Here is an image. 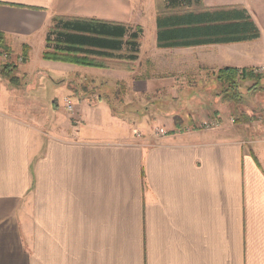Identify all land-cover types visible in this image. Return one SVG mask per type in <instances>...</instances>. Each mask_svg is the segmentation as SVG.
Segmentation results:
<instances>
[{
  "label": "crops",
  "instance_id": "1",
  "mask_svg": "<svg viewBox=\"0 0 264 264\" xmlns=\"http://www.w3.org/2000/svg\"><path fill=\"white\" fill-rule=\"evenodd\" d=\"M155 3L0 0V35L20 54L42 44L44 67L56 17L143 28L131 68L72 66L76 80L88 77L112 93L117 87V99L133 100L128 115H114L107 100L72 98L81 119L75 126L62 111L65 83L42 76L29 94L0 89V264H264V122L257 137L251 130L244 140L234 129H195L192 122L178 129L173 120L183 114L195 123L201 114L194 111L204 106L194 101L216 99L215 81L205 79L203 90L192 69L257 68L262 59L251 42L159 49ZM196 49L201 61L184 59ZM49 85L61 91L50 96L52 112L41 104ZM178 99L184 111L172 105ZM161 102L167 109L159 110ZM220 103L214 112L222 118ZM85 108L110 116L116 128L101 130L98 122L87 129ZM161 127L164 136L156 133Z\"/></svg>",
  "mask_w": 264,
  "mask_h": 264
},
{
  "label": "trees",
  "instance_id": "2",
  "mask_svg": "<svg viewBox=\"0 0 264 264\" xmlns=\"http://www.w3.org/2000/svg\"><path fill=\"white\" fill-rule=\"evenodd\" d=\"M157 11L159 49L248 43L261 36L242 6L206 8L202 0H161ZM142 34L143 28L139 26L56 17L47 35L43 57L99 69L131 68L127 64L138 60ZM0 49L9 61L6 64L0 61L1 79L13 89H25L28 78L11 60L14 51L10 40L1 35ZM30 53V47L24 46L20 57L23 64L29 61ZM216 81L219 85L216 97L228 104H243V82L253 83L250 92H264L263 75L255 73L253 68H224L216 74Z\"/></svg>",
  "mask_w": 264,
  "mask_h": 264
},
{
  "label": "rangeland",
  "instance_id": "3",
  "mask_svg": "<svg viewBox=\"0 0 264 264\" xmlns=\"http://www.w3.org/2000/svg\"><path fill=\"white\" fill-rule=\"evenodd\" d=\"M142 1L144 3V1H147V0H142ZM150 1H152V0H150ZM155 1H156L155 7L157 10L158 4L161 0L160 1L154 0V2ZM202 1L204 3L205 7L207 8L208 6L206 5L205 1L204 0H202ZM227 1L228 0H216V1L207 0V2L210 4H212L213 2L221 4V3H226ZM230 2L234 3L235 6H242L243 8H245L246 11L248 12V14L252 17L255 24L257 25V27L260 30V33H261L260 38L258 40L251 42V43H252V47L254 49V54H255L256 58L262 59L260 61L261 62L260 66H257V68H253V69L255 70V73H257L259 75H263L262 87H264V0H230ZM229 6H234V5H229ZM220 7H228V5L217 6V7H208V8H220ZM129 26H132L135 28L138 27V26L131 25V24H129ZM146 26H148L150 28L149 24H146ZM139 27H141V26H139ZM150 37H152V34ZM1 51L2 50L0 49V61L3 64H6L7 62H9L8 57L6 56L5 52H3L4 53L3 54ZM42 51H43L42 44H34L33 51L30 54L29 62L26 65H23L22 64L23 59H20V56H19L20 53H18V51L15 50V52L12 55L11 60L13 62H15L20 67L19 71L21 73L27 72L31 78L30 79L28 78V85L26 86L25 89H22L19 92L16 91L14 93H16V94H20V93L29 94L31 92H34V90L36 91V88L40 85L39 80L43 76V77L50 78L54 85H59V84H63V83L67 84L68 91H69L68 93H70V95L68 97L69 99H72V98L76 99L77 97H82V98L88 97L90 99V102H92V104L94 103L93 101H95V103H97V101L99 99L107 100V102H108L107 104L110 105L113 114L117 113L119 115L120 114L122 115V114L126 113L128 115V112L136 111L135 102L133 100H129L128 102H126V101L121 102L120 99H117L116 93H118V91H119V89L117 87L113 88L114 90L115 89H117V90H115V92L112 93V92H109L108 87L98 86L99 84L92 82L90 80V78H88V77L82 76L80 81L76 80V75L72 71L73 70L72 66L73 65L76 66V64H72V63L65 62V61H59V60H57V61L56 60H45L46 63L50 62L51 65H49L48 67L42 66V63H44L42 60ZM197 51H198L197 49L196 50H190L189 55L184 56V59L185 60H187V59L191 60L192 63L194 60L196 62L201 61L200 58L198 57L199 54ZM178 57H179V55H177V58ZM182 58H183V56H182ZM122 65H124V64H122ZM2 68H3L2 65H0V73L2 72L1 71ZM38 70H43V71L41 73L38 72L35 75H32L34 72H36ZM220 70H222V69H220ZM220 70H218V71H214V70L213 71L212 70L206 71L204 66L203 67L199 66V69L194 68L190 72H191L192 78H193V75H195V73H200L198 76L195 77L196 79H194V80L197 84L198 83L203 84L204 85L203 90H205V89H207L206 86H208L205 79H207L211 83H212V81H215V83L217 84L216 74ZM78 76L80 77V75H78ZM4 80L5 79H3V78L1 79V76H0V89H3V91L6 92V90L11 89V88L8 86L7 82ZM88 81H89V85L87 84ZM90 82H92L93 84H91ZM190 85H191V81H190ZM252 85H253L252 82H243L241 84V92H242L243 97H244V102L241 106H238L235 104L224 103L220 99V101H221L220 104L223 106H226V108H221V109H223L222 110L223 111V115H222L223 117L222 118L215 115V112H214V109H215L214 105H215V101L217 100V97H216V99H212V101L211 100H208V101L204 100L200 104H199L200 101H194V106L195 107L200 106V108H202L204 106L203 107L204 111H197L199 109H196L194 111L195 113L199 112L201 114L199 117H197L195 119V123H194L193 118H190V119L186 118L185 116H182L183 114L180 117L174 118L173 120H174L176 128L178 127V129H183L186 125L189 126L190 123L192 122L195 125L194 126L195 129H202V130H208V131H210V130L220 131L222 129L224 131L227 130L228 132H230V129H234V131H238L239 137H242L244 140H246L247 134L252 130L255 132L254 133L255 135H252V137H257L258 134L261 133L259 128L262 125V123L264 122V92H259V93L250 92L249 88ZM7 86L9 87L8 89H7ZM54 89H55L54 87H51L49 85V87H47L43 91V94H42L43 99L41 101V104L43 105L44 111L52 112L53 105H56V102L54 101L55 98H50V96L59 97L61 95V91H59V90L55 91ZM84 89L87 90V91H85L86 93L84 92ZM218 90H219V88H217V91ZM217 91H216V93H217ZM215 96H216V94H215ZM73 104L75 106V112H76L77 104L74 101H73ZM184 104L186 105L185 101H183L182 99H180V100L178 99V101L176 100L172 103V105H174L176 107L178 106V108L181 107V109L183 111H184L183 108L185 107ZM158 107H159L160 111H163L164 107H165V109H167V103L164 104L161 102L158 104ZM195 107L193 109H195ZM142 110H143V108L139 109V111H141V113H143ZM62 111L65 112V115L67 114L70 116V119H71L70 121H71L72 125L80 126L81 119L74 116L75 112L69 113L65 107H63ZM176 113L179 114V112H176ZM219 115H221V114L219 113ZM108 117H110V116H108ZM108 117H104V116H100V115L97 116L95 114H92L91 111L88 112V108H85L83 110V119L82 120H83L84 125L87 129L88 128L90 130L91 129H97V127H95V125H97L98 122H102L103 127L101 128V130L107 129V131H111L116 127H115V125L112 124V122L108 119ZM122 118L126 119V117H122ZM149 120H151V119H149ZM168 120H172V119H168ZM206 124L211 125L210 129L205 127ZM154 126H156V123L152 122L151 124H149L148 129L149 130L154 129ZM165 128H162V127L159 128L156 131V133L158 135H161L159 133V130H163L167 134L168 131ZM255 128H257V129H255Z\"/></svg>",
  "mask_w": 264,
  "mask_h": 264
},
{
  "label": "built area",
  "instance_id": "4",
  "mask_svg": "<svg viewBox=\"0 0 264 264\" xmlns=\"http://www.w3.org/2000/svg\"><path fill=\"white\" fill-rule=\"evenodd\" d=\"M64 105H65L66 110L69 113H74L75 112V106H74L73 101L71 99H65ZM205 127L210 129L211 125L206 124ZM159 133L162 136L166 135V133L163 130H159Z\"/></svg>",
  "mask_w": 264,
  "mask_h": 264
}]
</instances>
